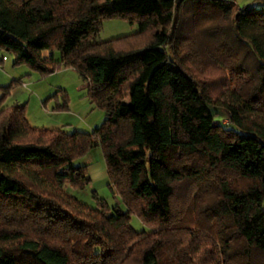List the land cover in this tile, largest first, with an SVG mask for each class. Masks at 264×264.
Listing matches in <instances>:
<instances>
[{"label":"trees","instance_id":"trees-1","mask_svg":"<svg viewBox=\"0 0 264 264\" xmlns=\"http://www.w3.org/2000/svg\"><path fill=\"white\" fill-rule=\"evenodd\" d=\"M258 1L260 8L235 0H0V51L14 56L13 66L43 76L60 64L76 70L106 116L90 133H68L31 127L25 104L0 110V264H264ZM184 3L220 20L208 31L204 61L200 51L188 58L237 82L228 101L193 76L180 53L191 43L167 29ZM111 18L138 23L139 32L98 42ZM22 84L1 88V103ZM68 102L64 96L56 108ZM213 106L227 110L230 127L215 123ZM97 146L125 209L96 195L98 208H90L67 192L91 184L88 165L74 162ZM132 215L151 231L137 232Z\"/></svg>","mask_w":264,"mask_h":264},{"label":"rangeland","instance_id":"rangeland-1","mask_svg":"<svg viewBox=\"0 0 264 264\" xmlns=\"http://www.w3.org/2000/svg\"><path fill=\"white\" fill-rule=\"evenodd\" d=\"M184 1V0H181ZM239 6L258 7L262 6V3L258 0H235ZM200 7H193L188 3L182 4L179 11H176L175 22H172L168 26V30H175L176 34L191 43V46L185 45L181 50V57L191 67L188 69L193 73V76L198 79H203L209 88V92L214 99L223 97L228 101L232 93H236L238 89L237 82L230 83L228 76H224L221 67L212 66L210 62L209 69L203 70L195 68L192 62L189 60L191 52L195 53L200 51L201 57L204 61V54L207 51V45L211 43L207 34L212 29L213 24L216 26L220 20L215 19V13L213 11H205ZM199 11V12H197ZM204 12V13H201ZM221 25H227L225 20H221ZM210 29H209V28ZM139 32L138 23H130L122 18H111L103 20L101 30L97 36L98 42H106L117 40L120 38L130 37L136 35ZM191 48V49H190ZM55 59H60V53L54 52ZM241 55L244 60L251 61V57L246 51H242ZM207 56V55H206ZM6 58L3 64V69L0 66V92H3L1 88L8 86L12 80L22 79V82L27 87L17 85L10 91V95L3 101L2 104L8 103L12 106L14 104H25V116L31 127L44 130L45 126L51 120L63 122V127L66 132L72 133L75 131L90 133L96 127H99L105 119V112L101 110L95 103L92 102L89 96L88 82L85 81L80 74L69 67H65L60 64L58 68L48 75H41L38 71H33L27 66H13L14 56L5 51H0V59ZM189 57V58H188ZM207 63V62H205ZM198 65H202L199 63ZM241 76H247L242 73ZM245 80V79H244ZM228 81L225 85V91L222 96L219 93L222 92L220 84ZM240 82V81H239ZM243 78L241 77V84ZM28 84V85H27ZM18 90L16 94L14 91ZM56 96L58 97H54ZM225 95V96H223ZM49 96L51 99H49ZM64 96L68 97V108L64 110H58L56 108L57 103L63 105ZM125 99H128V94L125 93ZM0 99V104H1ZM46 101V102H45ZM212 111L215 113V123L221 124L225 127H230L229 113L225 108L213 106ZM54 111V112H53ZM56 111V113H55ZM69 124V125H66ZM75 165L86 164L90 167L91 173L89 176L92 180L91 184L83 191H71L67 188V192L72 193L79 201L84 203L90 208H98V200L96 197L110 205L111 207L122 206L121 198L116 192L109 187V179L107 174H100L97 168L105 171V158L100 146L94 147L84 157L77 159L74 162ZM186 183L182 185L181 190L185 189ZM206 198L209 195L205 196ZM131 225L137 231L150 232L151 229L146 226L135 215L131 216Z\"/></svg>","mask_w":264,"mask_h":264},{"label":"crops","instance_id":"crops-1","mask_svg":"<svg viewBox=\"0 0 264 264\" xmlns=\"http://www.w3.org/2000/svg\"><path fill=\"white\" fill-rule=\"evenodd\" d=\"M43 55H44V57H46V58H48V57H50V55H51V52L50 51H44L43 52ZM53 56L55 57V54H53ZM1 66V65H0ZM1 68L3 69V65L1 66ZM28 85V84H27ZM23 86L24 87H27L26 86V84L25 83H23ZM17 92H19L18 90H16V91H14V93L16 94ZM1 96H2V93L0 92V99H1ZM50 97V96H49ZM9 107H11L10 105H8V103L6 102V103H4V104H0V110H2V109H4V108H9ZM54 112V111H53ZM55 113H56V111H55ZM63 122H60L59 120L58 121H54V120H51L48 124H46V128L47 129H49V130H59V129H64V128H62L63 127ZM66 125V124H65ZM67 125H69V124H67ZM66 125V126H67ZM91 168L90 167H88V171H89V173H91ZM97 170L99 171V173L100 174H107L106 173V166H105V171H102V169H100V168H97Z\"/></svg>","mask_w":264,"mask_h":264},{"label":"built area","instance_id":"built-area-1","mask_svg":"<svg viewBox=\"0 0 264 264\" xmlns=\"http://www.w3.org/2000/svg\"><path fill=\"white\" fill-rule=\"evenodd\" d=\"M4 60H6V58H4Z\"/></svg>","mask_w":264,"mask_h":264}]
</instances>
